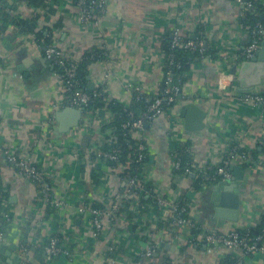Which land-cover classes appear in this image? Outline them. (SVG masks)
<instances>
[{"label": "crops", "instance_id": "0c3cea01", "mask_svg": "<svg viewBox=\"0 0 264 264\" xmlns=\"http://www.w3.org/2000/svg\"><path fill=\"white\" fill-rule=\"evenodd\" d=\"M258 1L264 8V0ZM7 2L13 4L16 18H36L39 30L46 25L53 33V43L75 59H80L86 50L104 46L112 58L89 63L87 83L94 82V87L102 85L111 97L126 104L134 98L128 83L140 86L146 93L154 92L162 84L165 77L162 40L167 33L171 36L174 27H180L190 37L197 30L203 31L207 43L218 48V56L202 57L192 63L189 78L168 113L180 123L181 145L201 165L215 166L230 146L238 145L240 154L251 156L256 149L260 150L254 165L245 167L239 159L234 164L244 170V178L238 182L242 203L239 220L232 222L215 217L211 196L216 183L198 190L194 189L192 176L171 177L168 118H158L145 128L144 136L152 157L146 169L158 194L189 200L193 237L203 230L229 232L259 223L264 214V118H260L259 109L250 105H232L221 100L224 93L218 83L224 66L231 72L234 65H239L241 54L251 41V31L241 22L243 16L236 0H107L106 11L97 27L78 22L74 0H50L47 6H33L27 0ZM51 8L55 12L49 13ZM58 21L59 27L54 28ZM17 28L22 33L11 30L0 36V53L9 58L6 64L0 65V197L9 192L6 207L12 214L26 219L27 227L30 226L28 241L36 251L44 252L43 241L56 236L72 253L39 261L33 252L32 264L147 263L144 253L153 244L158 248L154 262L226 264L238 257V260L244 259L243 264H262L259 254L242 255L239 249L233 250L221 243L184 244L181 230L173 224L166 208L155 207L151 201L140 204L134 198L129 206H122L128 200L124 201L105 232L94 237L89 217L75 212L77 205L80 201H89L95 206H109L125 188V176L120 170L114 171L105 161L87 157L94 142L104 141L110 128H96L94 124L87 129L81 123L69 133H56L58 122L53 106L58 99V83L54 66L46 58L42 43L25 27ZM14 34L17 36L8 48L7 36ZM105 67L110 71L107 78ZM238 85L236 79L234 86ZM261 88H264V76L263 84L255 89ZM36 89L42 92L33 97ZM188 103H195L205 112L203 129L186 128L188 111L184 106ZM50 118H53L52 124ZM49 141L60 143L64 148L54 149ZM9 149L32 158L46 174V181L51 182L53 200H63L64 206L56 207L42 198L39 184L20 174L7 161ZM93 169L99 171L97 175ZM0 202L5 203L1 198ZM39 217L45 219L40 228L34 224ZM27 227L21 234L23 228L10 224L5 232L6 243L18 245L20 236L24 240ZM18 249L19 246L16 250L19 257Z\"/></svg>", "mask_w": 264, "mask_h": 264}, {"label": "built area", "instance_id": "2783aa9c", "mask_svg": "<svg viewBox=\"0 0 264 264\" xmlns=\"http://www.w3.org/2000/svg\"><path fill=\"white\" fill-rule=\"evenodd\" d=\"M76 6L78 7L77 19L78 22L82 25H92L99 26L100 18L102 14L106 11L107 0H74ZM257 0H236V5L240 9L242 16H245L247 12L252 15L259 14L257 7ZM12 3L8 6V10L11 14L14 13L12 8ZM18 26L12 25L11 30L14 31ZM41 29V28H40ZM35 36V32H30ZM3 35V34H2ZM1 36V35H0ZM264 36V22L258 21L254 27L251 29V41L245 47V50L241 54V61L249 60L255 57L262 45V39ZM206 41L203 38L196 37L193 39L190 36H186L180 27H174L172 33L171 47L182 46L185 49L192 51H199L200 53L205 52ZM101 51L104 60H111L112 55L104 47L100 46L96 48ZM44 53L46 58H48L54 67H58L59 70L55 72L56 80L58 83V99L53 106V109L56 111L58 109L64 108L66 106L71 107H82L83 108V119L81 121L82 127L91 128L95 124L96 128L102 127L104 122H109L113 118V114L108 111L106 108L104 118H101L99 115L100 109L90 108V104L98 97H104L106 93L102 85L95 87L93 91L83 87L80 81L77 79V62L83 59V56L80 59H75L69 55L61 46L56 43H51L44 46ZM9 58L0 53V65L6 64ZM241 62V63H242ZM164 63V58H163ZM167 70H165V77L163 80V85H160L156 88L154 92L146 93L142 90L140 86L135 85L134 83H128L127 87L130 90H133L134 93L137 92L142 95L147 101H149V106L143 115L139 118H134L135 113L132 109L129 108V104H126L125 111L128 113L131 120H128L122 124V128L125 130L126 135H130L132 139L138 141L137 148L132 151L129 155V162L124 164H109L111 169L114 171L120 170L122 175L125 176V188L123 191H119L113 198L112 203L109 206L101 205L95 206L90 204L89 201H80L77 205L75 212L80 215L89 217L92 224L93 230L92 234L94 237H99L100 234L104 233L108 228V222L114 219V214L118 213L120 207L124 201L129 199H140L142 194L148 192L145 185L146 182L150 181V176L148 175L147 169L145 168L139 175H130V173H125L127 168L130 165L131 161L136 162L138 165H146V158L148 155H151L148 150L146 139L144 136L145 124L151 123L158 118L165 117L168 122V135L171 148V158H172V176L174 179L175 169H180L183 165V162L178 158L179 152L177 151L176 145L180 143V123L174 119L172 116H169L168 110L173 107L172 104H175L178 97L182 92V85L178 82H174L173 73L171 66L175 65V55L171 54ZM164 67V65H163ZM104 74L106 78L109 76L110 71L107 67L104 68ZM236 76L224 66L219 77V89L224 94L221 96V100H227L229 103L233 104H247L254 108H261L260 118H264V88L259 90L254 89L252 91H246L239 93L236 90L237 87L234 86L236 82ZM100 90H98V89ZM111 97L108 93L105 95L104 99L110 100ZM49 122L53 123V118L49 119ZM76 128V127H75ZM110 133L107 136L113 135L112 128H110ZM69 133V132H68ZM111 138V137H110ZM106 139V138H105ZM105 141V140H104ZM102 141V142H104ZM102 142H94L91 148L87 152V157L92 159L104 160L105 162H118V156L121 149L116 148L111 151L101 150L99 148ZM48 142L49 145L55 148L63 149L64 146L60 143ZM67 149V148H66ZM65 149V150H66ZM240 147L238 145L230 146L227 151L222 155L221 161L217 163L216 170L214 174L203 173L201 184L202 189H207L209 187V182L216 179V176H219V181H229L233 178V170L231 166L236 164V159H239L240 162L247 163L251 160L250 154L239 153ZM7 161L13 164L18 168L20 174L30 177L32 180L36 181L40 188V194L46 202L51 201L56 207H61L65 205L63 200H53L52 198V186L49 182L46 181V174L40 169L32 160L30 156L20 155V152L15 151L14 149H9L6 151ZM238 160V161H239ZM185 172L191 176H197V172L205 171L206 166L201 165L196 162L194 159H191L190 162L185 163L184 165ZM185 176V175H184ZM173 179V180H174ZM193 180V179H192ZM195 180V179H194ZM200 183V182H199ZM194 186V181H193ZM195 189V186H194ZM157 201V207L166 208L173 217V224L181 230V240L184 241V244L193 245L198 243V241H204L206 243H221L230 249H239L242 251V255H253L259 254L262 258V264H264V235L258 234L251 236L249 233L242 235L239 229H233L229 232H221L218 230H203L202 234L199 236L193 237V222L190 218V204L187 206H180V200L174 199L172 197L160 195L156 192V186L153 185L151 189ZM5 203L2 205L4 206ZM6 206V205H5ZM3 217L10 224L14 223L19 225L21 228V234L24 233L26 225V219L17 214H12V212L5 211ZM45 222L44 217H39L35 219L34 224L37 227H41ZM29 224V223H28ZM249 228V227H246ZM245 228V229H246ZM6 243V234L4 230L0 229V244ZM19 246V257L20 261L17 264H27L32 263L33 251L31 249L29 241L26 243L22 240L20 236V241L17 243ZM42 249L47 254V259H53L59 255L71 256V249L68 246H63L59 243V238L54 236L43 241ZM40 245V246H41ZM35 247V246H34ZM114 249V245L110 246V250ZM157 244L150 245L144 253V256L148 259L147 263L137 262V264H170L169 261L154 262L153 258L157 252ZM114 263L115 258H113ZM244 259L238 260L235 264H243Z\"/></svg>", "mask_w": 264, "mask_h": 264}, {"label": "trees", "instance_id": "16d2710c", "mask_svg": "<svg viewBox=\"0 0 264 264\" xmlns=\"http://www.w3.org/2000/svg\"><path fill=\"white\" fill-rule=\"evenodd\" d=\"M8 0H0V35L5 34L8 32L10 27L12 25H17V26H23L28 32H35V38L38 42H41L43 46L48 45L53 43V33L50 32V29L46 25L42 26V29H37L38 28V22L37 19H25V18H16L13 14L10 13L8 10ZM29 4L33 6H47L49 4L48 1L50 0H27ZM257 7L259 10V14L257 15H252L249 12L246 13L245 16L241 19V22L245 28L250 32L251 29L254 27V25L258 22H264V20L261 18V14L264 13V8L262 4L257 0ZM14 6L12 5V8ZM49 13L55 12V9L48 10ZM60 22L58 21L57 23L54 24V28L59 27ZM196 37L203 38L206 41L205 44V52L202 54L199 51H192L189 49H185L182 46L178 47H171V40H172V35L170 36L169 33H167L163 40H162V52H163V58H164V71L167 70L168 67V61L169 57L171 54L175 55V65L171 66V70L173 73V79L174 82L180 83L182 86L184 83L188 80L189 78V71L191 70V65L196 59H200L202 57L210 56V57H217L218 56V48L215 47L213 44L207 43L205 34L203 31H196ZM103 58V55L100 50L96 48H92L90 50H86L84 52L83 59H81L79 62H77V79L80 81L81 85L83 87L87 86V65L91 62L100 60ZM242 62V61H241ZM55 72L59 70L58 67H54ZM163 85V83L161 84ZM98 89V88H97ZM100 90V89H98ZM107 93L104 94V97ZM104 97H98L96 98L91 104L90 108L96 110V109H103L106 108L108 111H110L113 114V118L109 122H104L102 125V129L106 128H112V134L110 136H107L105 141L100 144L99 148L101 150H106V151H111L113 149L119 148L121 149L119 156H118V162H106L107 164H117V163H126L129 162V155L134 151V149L137 148L138 141L135 139H132L131 136L125 134V130L122 128V124L128 120H131L132 117L128 115V113L125 111L126 103L116 99V98H111L110 100L104 99ZM129 108L132 109L135 113V119L139 118L143 115V113L147 110L149 106V101H147L144 97H142L141 94L135 92L134 93V98L133 101L129 104ZM174 104H172L173 106ZM111 137V138H110ZM177 151L179 152L178 158L181 159L183 162V165L180 169H175L174 170V175L175 176H190L185 172L184 165L187 162H190L193 157L191 156L190 152L187 151L186 147L184 145H181V143L176 145ZM259 149H256L251 156V160L247 163H244L243 165L245 167L252 166L254 165V159H256L257 155L256 153H259ZM104 161V160H102ZM147 163L152 161L151 155H148V157L145 160ZM146 165H138L136 162L131 161L129 167L125 171V173H130V175H135V174H140L147 166ZM94 175H97L99 172L97 169H93ZM216 170V166H210L207 165L205 171L197 172V176L193 177L194 181V186L196 189L201 190L203 188L201 184L202 180V175L203 173H208V174H214V171ZM96 179V178H95ZM195 179V180H194ZM50 182L49 180H47ZM171 182H174L172 180ZM200 182V183H199ZM219 182V176H216V179L212 180L209 182V186H211L214 183ZM51 184V182H50ZM146 189H148V192H145L142 194L141 198L139 199V203L141 204L142 202H148L151 201L155 207H157V201L155 198L154 192L151 190L153 187V182L152 180L146 182L145 185ZM9 192H5L1 194V200L5 201L4 206L0 204V229L6 230L10 228V223L6 221V219L3 217V214L5 211H8V208L5 206L9 202ZM131 202H130V201ZM126 203L124 202L122 206L126 204V206H129L133 203V199H129ZM180 201V206H187L189 204L188 199H179ZM1 203V202H0ZM131 203V204H130ZM139 204V205H140ZM8 206V205H7ZM139 208V207H138ZM138 212V209H136ZM137 214V213H135ZM29 223V222H28ZM240 233L242 235H245L246 233H249L251 236H255L258 234H263L264 235V214L261 216V219L258 224L252 225L249 228L246 229H239ZM194 231V235H195ZM61 244V242H59ZM55 258V257H54ZM53 258V259H54ZM238 257L235 259H232L228 261L226 264H235L238 261Z\"/></svg>", "mask_w": 264, "mask_h": 264}, {"label": "water", "instance_id": "95a60500", "mask_svg": "<svg viewBox=\"0 0 264 264\" xmlns=\"http://www.w3.org/2000/svg\"><path fill=\"white\" fill-rule=\"evenodd\" d=\"M264 19V15L262 16ZM22 33V29L16 28L14 32ZM16 34L8 35L7 47L11 48V42L16 38ZM193 39L196 35L192 36ZM231 72L236 76L238 80L237 90L239 93L246 91H252L257 86L263 84L264 76V40L262 45L255 57L249 60H245L239 65H234ZM94 82H89L87 84V89L93 91L95 89ZM42 89H36L32 96L40 94ZM184 110L188 111V115L185 119V126L188 130H201L204 128L203 119L205 117V112L200 109L195 103H188L184 106ZM99 115L101 118L105 116V110L100 109ZM55 118L58 122L56 129L57 134H66L73 128L78 127L83 119V108L82 107H71L66 106L64 108L55 111ZM150 123H146L145 127L148 128ZM233 170V178L229 181H219L213 185V191L211 200L214 204V215L216 218L228 220L232 222H237L240 218V213L242 210L241 195L239 181L244 178V170L242 166L233 165L231 166ZM194 177V174H191ZM30 231V226L27 227L24 241L28 242V233ZM32 251L35 252V258L41 260L42 258H47L45 252L36 251V247H31ZM17 245L2 243L0 244V264H3V260H7V264H17L19 259L17 253ZM32 264V263H27Z\"/></svg>", "mask_w": 264, "mask_h": 264}, {"label": "rangeland", "instance_id": "374dc122", "mask_svg": "<svg viewBox=\"0 0 264 264\" xmlns=\"http://www.w3.org/2000/svg\"><path fill=\"white\" fill-rule=\"evenodd\" d=\"M232 105H235V104H232ZM256 109H259V111H260L259 113H260V115H261V108H256Z\"/></svg>", "mask_w": 264, "mask_h": 264}]
</instances>
